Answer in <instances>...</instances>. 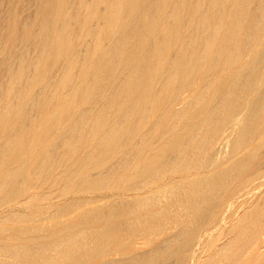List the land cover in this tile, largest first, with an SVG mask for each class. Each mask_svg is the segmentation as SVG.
Segmentation results:
<instances>
[{
    "label": "bare ground",
    "instance_id": "obj_1",
    "mask_svg": "<svg viewBox=\"0 0 264 264\" xmlns=\"http://www.w3.org/2000/svg\"><path fill=\"white\" fill-rule=\"evenodd\" d=\"M102 1L36 3L3 71L0 264H264V0Z\"/></svg>",
    "mask_w": 264,
    "mask_h": 264
},
{
    "label": "rangeland",
    "instance_id": "obj_2",
    "mask_svg": "<svg viewBox=\"0 0 264 264\" xmlns=\"http://www.w3.org/2000/svg\"><path fill=\"white\" fill-rule=\"evenodd\" d=\"M40 0H0V6H1V4H3L1 7H0V16H1V19H4L3 21H1L0 22V27L2 28H0V30L1 31H3V32H5L6 34H7V32H8V34L10 33V39L8 38V40H7V37H8V35H6L5 33H3V32H1L0 33V36L2 37L1 39H2V41L0 42V46H1V48L2 49H0V51L2 52V54L0 55V62H1V60H2V63H0L1 64V66H0V75H4V76H6V73H7V75L9 74V71H7V70H9V69H11V65H12V60H13V58H15V56H17V54H18V51H19V53L21 52V50H22V47H24L23 49H25V43H22V41H21V38H22V40L26 37V39H27V36L28 35H26L27 33H28V31L30 32V31H32L34 28H36L37 26H38V24H40V20L43 18V16H42V14L41 13H37V7L36 6H38L39 4L38 3H40V4H42L43 2H42V0H41V2H39ZM61 1V2H60ZM66 0H54V2H53V5H54V8H57L54 12H52V15H50V17H49V19H50V22H52V23H54V24H58L59 22H61L62 20H63V16L64 17H66L67 16V14H68V12L70 11V7H72V8H76V5L78 6V5H80V3L82 2V5H85V4H87V2H89V1H87V0H80L79 1V3H78V0H73V2L74 1H77V2H75V5H74V3H72L71 1L72 0H67L66 2H65ZM69 1V2H68ZM105 1H106V3H105ZM2 2V3H1ZM35 2V3H34ZM83 2H85V3H83ZM105 4H104V3ZM109 0H104V1H102V3L104 4H102L101 2H99V5L97 6L98 7V11H103V10H101V8L103 7V9H104V7L106 8V7H108L109 6ZM34 4V5H32L31 6V4ZM36 3H37V5H36ZM77 3V4H76ZM64 4H67V5H65L64 7H63V5ZM12 5V6H11ZM36 5V6H35ZM70 5H73V6H70ZM101 5H102V7H101ZM70 6V7H69ZM13 7L15 8L14 10H10V9H13ZM34 7V8H33ZM63 7V8H62ZM69 8V9H68ZM34 9V10H33ZM11 11V13H10V15L11 16H14L15 15V18L13 17V19H16V22H15V20H14V25H12L13 23H12V21L13 20H11V19H9L11 16L9 15V12ZM36 10V11H35ZM64 11V13H61V11ZM67 10H69L68 12H66ZM9 11V12H8ZM12 12H13V14H12ZM31 12H33V13H31ZM35 12V13H34ZM59 12V14L61 15V17L59 18V14H57ZM5 13V14H4ZM8 13V16L6 15ZM4 14V15H3ZM31 14H33L32 15V17H31ZM38 14V15H37ZM66 16H65V15ZM7 16L8 17V19H9V22L11 23H8L7 24V22H8V20H7V18L6 17H4V16ZM41 15V16H40ZM56 15V16H55ZM3 16V17H2ZM38 17V19H37V17ZM40 16V17H39ZM55 16V17H54ZM57 16H58V18H57ZM31 17V18H30ZM35 17V18H34ZM12 18V17H11ZM25 18H26V20L28 21H26L25 20ZM32 18H34V19H32ZM0 19V20H1ZM22 19H24V22L23 21H21ZM11 20V21H10ZM33 22H32V21ZM39 21V23H38V21ZM55 20V21H54ZM4 21H6V22H4ZM18 21L20 22H22V23H24V24H22V26H20V25H18ZM42 21V20H41ZM95 21V22H94ZM94 21H90L92 24L93 23H96V20H94ZM21 22H20V24H21ZM30 22H32L31 24H30ZM89 22V23H90ZM5 23L7 24V25H5ZM26 23V24H25ZM28 23L30 24V25H28ZM37 23V24H36ZM17 24V25H16ZM34 24V25H33ZM91 24H89V26H90ZM10 26H12L11 27V29H10ZM27 26V27H26ZM5 27H7V30H5L4 28ZM15 27V28H14ZM22 28L21 30L19 29V28ZM31 27V28H30ZM32 27H34L33 29H32ZM72 27H77L76 25H73ZM17 28H18V30H17ZM25 28H27V30H25ZM28 28H30V29H28ZM5 31H4V30ZM20 30V31H19ZM23 30H24V32H25V34L23 33ZM7 31V32H6ZM13 32V34H11ZM19 32V33H18ZM3 33V34H2ZM16 33V34H15ZM23 33V34H22ZM75 33V32H74ZM20 36H19V35ZM6 35V36H5ZM24 35V36H23ZM16 36H19V37H16ZM24 37V38H23ZM88 38H90V37H88ZM88 38H85V39H88ZM102 38V39H101ZM0 39V40H1ZM6 39V40H5ZM26 39H24L23 40V42H26ZM81 40V38H75L74 39V45H75V43H76V45L78 46V48H82L83 49V47H82V45L83 46H86V45H88L89 46V44L92 46V41H90V39H88V40H86L85 42H84V40H83V42H79L80 40ZM104 37H100V39H99V47L100 46H104L105 45V43L107 42L106 41V39H104ZM3 40H4V42H3ZM20 40V41H19ZM75 40H77L76 42H75ZM89 41L91 42V43H89ZM102 41V42H101ZM106 41V42H105ZM2 42L3 43H5L6 44V46H5V44H2ZM17 44V45H15V43ZM20 42V43H19ZM79 42V43H78ZM12 43V44H11ZM85 45H84V44ZM86 43H88V44H86ZM102 43V44H101ZM103 43H104V45H103ZM20 44V45H19ZM81 44V45H80ZM10 45V46H9ZM75 45V47H77ZM2 46H4V47H2ZM21 46V47H20ZM88 46H86V47H88ZM8 47V48H7ZM18 47H19V50H17L18 49ZM28 47H30V49H32V47L31 46H28ZM85 47V48H86ZM3 48H4V50H3ZM12 48V49H11ZM80 48V49H81ZM14 49V50H13ZM15 49H16V52H14L15 51ZM10 50V51H9ZM28 51V50H27ZM10 52V53H9ZM9 53V54H8ZM12 53H14V54H12ZM5 54V55H4ZM8 54V55H7ZM12 56H11V55ZM4 56V57H3ZM7 57V61H6V57ZM8 56H9V58H8ZM10 59V60H9ZM3 60H5V61H3ZM5 62V63H4ZM9 62V63H8ZM61 62V61H60ZM64 62H61L60 64H63ZM7 64H8V66H7ZM60 64L57 66L58 68H56L55 70H54V72L56 73L57 71H59V70H57V69H59L61 66H60ZM3 65H5V66H3ZM9 65H10V67H9ZM7 66V67H6ZM3 67V68H2ZM9 67V68H8ZM8 68V69H7ZM5 70H6V73H4L5 72ZM4 71V72H3ZM48 71H49V68L47 67V68H44L43 70H42V72H41V74L38 76V78L36 79V82H34V83H32V86H31V88L32 89H30V91H31V94H34V95H36V96H39V100H40V98L42 99V97H44L43 95H45V91L46 90H42L43 88H44V86L45 85H47V83H46V81L45 80H48L47 78H48ZM53 71V70H52ZM52 71H51V73H52ZM2 72V73H1ZM50 72V71H49ZM4 76H2V78L4 77ZM79 77V76H78ZM4 82H3V81ZM6 80H7V76H6V78L4 77V79H1V76H0V88L2 87V85L1 84H6ZM53 80V79H52ZM51 80V82H49V86H48V88L49 87H52L53 85H54V80L52 81ZM50 83H53V85L52 84H50ZM44 84V85H43ZM51 85V86H50ZM39 88H40V90H39ZM47 88V89H48ZM37 89H38V93H37ZM39 91H41V92H39ZM41 101V100H40ZM34 112V113H33ZM33 112H30V114H31V116H33L34 114H36L37 113V116L36 115H34V116H36L38 119H40V117H42L43 116V113L42 112H40L39 110L38 111H33ZM36 112V113H35ZM39 112V113H38ZM38 114H39V117H38ZM42 119V118H41ZM13 123V124H12ZM11 124V126H14V124H15V122H11L10 123ZM263 177H264V175H263ZM249 188V190H251V188L253 189V187H251V186H249L248 187ZM257 194V195H256ZM255 195H254V197H252V198H245L246 200H245V203H246V207H251L252 205H253V203L256 201L255 199H258L259 198V195H260V193H256ZM259 194V195H258ZM257 196V197H256ZM251 199V200H250ZM241 203H240V202ZM243 201L244 200H239V199H237V200H235L234 202V205L235 206H238V207H236L235 209H239V207L242 205V203H243ZM247 201V202H246ZM55 203H53V202H51V201H46V203H41V204H39V206L38 205H35L34 206V208L32 209V210H34V213L36 212V214H38L39 212H43V211H45V212H47V211H49V210H51V208H53L54 209V206L55 207H57L58 205H60V204H62V200L61 201H54ZM252 202V203H251ZM240 203V204H239ZM43 204V205H42ZM44 204H47V205H45V207H44ZM51 204V205H50ZM53 204V205H52ZM239 204V205H238ZM49 205V206H48ZM48 206V207H47ZM234 206V207H235ZM40 207H41V209H42V211H41V209H40ZM43 207V208H42ZM46 210H45V209ZM39 209V210H38ZM220 218V217H219ZM229 219H230V221H229ZM232 219V216H230V218H228L227 220H226V223L225 224H220L219 222H220V220L218 219L215 223H214V226H216V225H220L221 227H222V229H220L219 231H216L217 233H214V239H215V243L216 244H214V245H218V244H220L221 243V241H222V237L224 236V232H222V230H223V228H225V226L223 227V225H229L230 223H231V220ZM213 225H212V227L210 226V228L211 229H213V227H214ZM220 232V233H219ZM217 238L219 239L220 238V240H217ZM224 238V237H223ZM207 239H204L203 241H202V245L203 246H206V244H207ZM220 242V243H219ZM262 262H259V263H257V264H261Z\"/></svg>",
    "mask_w": 264,
    "mask_h": 264
}]
</instances>
